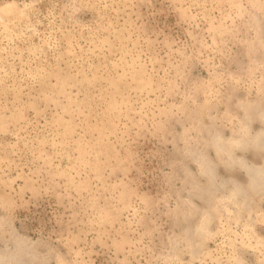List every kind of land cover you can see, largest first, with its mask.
Listing matches in <instances>:
<instances>
[{"label": "rangeland", "instance_id": "374dc122", "mask_svg": "<svg viewBox=\"0 0 264 264\" xmlns=\"http://www.w3.org/2000/svg\"><path fill=\"white\" fill-rule=\"evenodd\" d=\"M0 264H264V0H0Z\"/></svg>", "mask_w": 264, "mask_h": 264}]
</instances>
